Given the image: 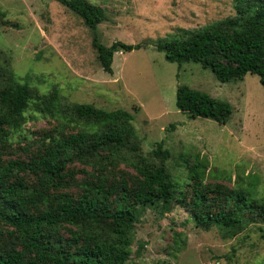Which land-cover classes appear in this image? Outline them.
<instances>
[{
  "label": "trees",
  "instance_id": "trees-1",
  "mask_svg": "<svg viewBox=\"0 0 264 264\" xmlns=\"http://www.w3.org/2000/svg\"><path fill=\"white\" fill-rule=\"evenodd\" d=\"M56 1L93 31L92 46L105 72H112L114 52L143 47L120 40L103 45L96 33L105 20L100 6ZM234 6L232 16L152 41L155 49L169 62L199 63L220 82L255 74L264 88V0H235ZM175 106L218 124L233 110L229 102L184 84L176 87ZM38 119L50 128L30 139L23 125ZM133 119L121 108L66 101L55 86L40 93L0 63V264H137L130 246L146 207L164 213L175 203L195 227L215 229L221 238L264 224V197L222 180L206 181L209 163L199 154L175 158L176 166L185 167L180 183L167 164L171 151L158 141L144 153ZM15 136L28 144L23 151L36 144L29 159H4ZM221 174L215 179L231 181L230 174ZM258 231L264 237V227Z\"/></svg>",
  "mask_w": 264,
  "mask_h": 264
},
{
  "label": "rangeland",
  "instance_id": "rangeland-1",
  "mask_svg": "<svg viewBox=\"0 0 264 264\" xmlns=\"http://www.w3.org/2000/svg\"><path fill=\"white\" fill-rule=\"evenodd\" d=\"M89 1L105 13L96 29L100 43L143 44L114 52L111 73L96 59L93 31L56 0H0V63L40 93L55 86L66 101L132 113L142 151L147 154L161 141L172 153L167 164L180 183L185 167L176 166L175 158L199 154L209 163L206 181L222 180L264 197V88L258 76L247 73L220 82L199 63L167 61L153 43L179 28H200L234 15L235 0ZM178 84L229 102L231 117L218 124L180 112L175 106ZM48 128L45 119L29 120L23 133L34 139ZM25 144L15 136L4 159H29L36 144L23 151ZM220 173L230 174L231 181L215 179ZM258 226L264 224L221 238L215 229L195 227L188 212L175 203L164 213L146 207L135 222L130 259L137 264H264V237Z\"/></svg>",
  "mask_w": 264,
  "mask_h": 264
}]
</instances>
